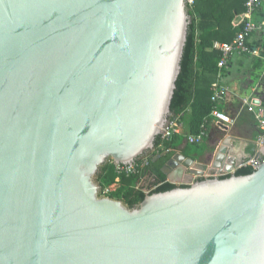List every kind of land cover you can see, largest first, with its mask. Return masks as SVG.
I'll use <instances>...</instances> for the list:
<instances>
[{"label":"water","instance_id":"obj_1","mask_svg":"<svg viewBox=\"0 0 264 264\" xmlns=\"http://www.w3.org/2000/svg\"><path fill=\"white\" fill-rule=\"evenodd\" d=\"M190 23L189 0H0V264H264V157L134 207L95 181L155 149Z\"/></svg>","mask_w":264,"mask_h":264},{"label":"trees","instance_id":"obj_2","mask_svg":"<svg viewBox=\"0 0 264 264\" xmlns=\"http://www.w3.org/2000/svg\"><path fill=\"white\" fill-rule=\"evenodd\" d=\"M245 0H195L189 5L191 23L181 63V72L177 79V87L171 104V119L181 116L185 124V133H196L205 118H210L214 107L212 102V84L219 72L218 62L221 52L212 48L213 42H230L237 35L240 29L236 30L232 21L238 14L242 13ZM196 14L200 22H196ZM212 17L217 23V29L208 28L202 31V21ZM201 31V32H200ZM200 32V33H199ZM199 69L202 73H199ZM224 73V72H223ZM222 74V73H221ZM221 110V103L218 105ZM185 142V145L183 143ZM164 144V145H163ZM183 145L185 152L194 150L198 144H191L186 141L184 134H175L170 140L164 142L159 135L156 139L155 148L163 146L159 151V157L155 154L149 157L141 169L140 174L118 175L115 165L104 164L97 175L101 187L117 184L110 196L122 199L129 207H134L143 201L147 193L145 189L138 186L141 177H148L151 184H157L167 179L162 168L165 163L174 155L175 150ZM165 151H168L163 155ZM254 169L251 166H244L236 171L237 174H248ZM119 180L117 181V178ZM227 177V176H225ZM175 187L174 184L164 183L158 186L153 192L165 191Z\"/></svg>","mask_w":264,"mask_h":264},{"label":"crops","instance_id":"obj_3","mask_svg":"<svg viewBox=\"0 0 264 264\" xmlns=\"http://www.w3.org/2000/svg\"><path fill=\"white\" fill-rule=\"evenodd\" d=\"M242 13L235 16L232 21L236 30L241 27ZM254 18L264 24V0L260 8L256 10ZM196 22H200L197 14ZM217 27L212 17L202 21L203 32L208 28L211 30ZM248 43L258 50L259 55L235 53L229 61L228 68L223 71L224 73L222 72L221 76L217 74L213 82L227 89L225 100L221 103V110L230 117H234L235 123L227 127L223 122L215 118L211 119L209 134L202 143L193 147L194 150L187 152L183 150V145H185L183 144L174 152V154L179 153L187 158L186 162L188 158L193 159L191 169L206 173L220 171L231 173L235 169L244 167L246 162L257 155L259 150L261 151L257 145L260 129L253 113L252 103L264 107V82L254 80L255 75L263 72L264 69V29L255 31L248 38ZM198 71L202 73L201 69ZM220 147H224L225 153L215 165V155ZM171 173H177V168H173ZM149 186L151 187L149 184L146 185V187Z\"/></svg>","mask_w":264,"mask_h":264},{"label":"built area","instance_id":"obj_4","mask_svg":"<svg viewBox=\"0 0 264 264\" xmlns=\"http://www.w3.org/2000/svg\"><path fill=\"white\" fill-rule=\"evenodd\" d=\"M195 0H189V4H193ZM263 0H245L244 1V8L245 10L241 14L242 20H241V27L237 35L233 38L230 42H220V41H214L212 48L217 49L221 52V58L218 62V68L219 72L218 75L221 76V73L228 68L229 61L232 58V56L235 53L238 54H250V55H259L258 50L253 48L248 43V38L258 30H261L263 28V23L256 21L254 18V14L257 9L260 8ZM212 102L214 104V107L212 109V112L210 114V118H205L202 122L199 130L196 133H185L184 128L185 124L181 120V116H177L175 118L170 119V122L167 124V126L164 128L165 132H162L160 134L163 141H168L171 139V137L175 134H184L186 141H188L191 144H200L204 141V139L209 134V121L211 119H217L218 121L223 122L227 127L233 125L235 123V118L230 117L229 115L225 114L222 110L218 109L219 103H222L225 100V95L227 89L220 85L219 83L215 82L212 84ZM254 106L253 113L255 116V119L258 123L260 132L257 138V145L258 149L264 148V107L260 104L252 103ZM264 157V154L259 150L258 154L252 157L251 160L246 162L243 166H251L253 169L257 168L259 163L262 161ZM147 159L146 158H140L137 161L131 163V164H115V171L118 175L125 174L127 176L129 175H136L141 173V169L144 167ZM255 161V162H254ZM238 169H235L234 172H236ZM230 175V173L226 171H220L218 173H206L201 172L198 174H193V179L191 182H170L168 179L161 183H157L149 187V189L145 190L146 193H151L152 190L156 189L158 186L168 182L174 185H189L193 183L195 180L204 178V177H213V176H219V177H225ZM119 180V177L117 178V181ZM114 185H111L109 188L105 187L103 191H109L111 190Z\"/></svg>","mask_w":264,"mask_h":264},{"label":"rangeland","instance_id":"obj_5","mask_svg":"<svg viewBox=\"0 0 264 264\" xmlns=\"http://www.w3.org/2000/svg\"><path fill=\"white\" fill-rule=\"evenodd\" d=\"M189 5L191 6V4H189ZM262 29H264V25H263V28H262ZM254 80H262V82H264V69H263V72H261V73L255 75V79H254ZM164 142H166V141H164ZM183 144H185V142H184ZM163 145H164V144H163ZM162 149H163V146H160L159 148H155V149H153L152 151H150V153H147V155H145V157H142V159H143V158L148 159V158L151 157L153 154H155V156H156V155H159V151L162 150ZM112 163H113L112 159H108V161H107L106 164H112ZM95 181L98 182V183L100 184L99 178H98L97 176H95ZM151 183H152V182H151V180H149L148 177H141L140 180H139V182H138V186H140L141 188L147 190V189H149L150 186H149V187H146V185L149 184V185L152 186ZM100 185H101V184H100ZM112 185H114V186L112 187L111 190L109 189L108 192H107V191H106V192L103 191V189H104L105 187H108V188H109L110 186H105V187H103V188L101 187L100 195H104V196L112 197V196H110L111 192H114L115 188L118 187L117 184H112ZM153 185H154V184H153ZM112 198H114V197H112ZM115 199L122 200V199H119V198H115ZM122 201H123V200H122Z\"/></svg>","mask_w":264,"mask_h":264},{"label":"flooded vegetation","instance_id":"obj_6","mask_svg":"<svg viewBox=\"0 0 264 264\" xmlns=\"http://www.w3.org/2000/svg\"><path fill=\"white\" fill-rule=\"evenodd\" d=\"M171 157H172V156H171ZM171 157H170V158H171ZM166 163H167V162H166ZM166 163H165V164H166ZM164 166H165V165H164ZM164 166H163V167H164ZM162 169H163V168H162ZM162 171H163V170H162ZM163 173H164V172H163ZM164 174H165V173H164Z\"/></svg>","mask_w":264,"mask_h":264}]
</instances>
